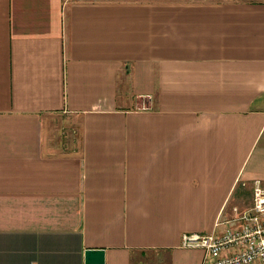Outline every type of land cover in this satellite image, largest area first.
Segmentation results:
<instances>
[{
    "label": "crops",
    "instance_id": "crops-1",
    "mask_svg": "<svg viewBox=\"0 0 264 264\" xmlns=\"http://www.w3.org/2000/svg\"><path fill=\"white\" fill-rule=\"evenodd\" d=\"M254 181L264 0H0V264H202Z\"/></svg>",
    "mask_w": 264,
    "mask_h": 264
},
{
    "label": "built area",
    "instance_id": "built-area-1",
    "mask_svg": "<svg viewBox=\"0 0 264 264\" xmlns=\"http://www.w3.org/2000/svg\"><path fill=\"white\" fill-rule=\"evenodd\" d=\"M219 232L209 235H183L181 246L201 249L202 264H264V187L252 186V205L217 224Z\"/></svg>",
    "mask_w": 264,
    "mask_h": 264
},
{
    "label": "water",
    "instance_id": "water-1",
    "mask_svg": "<svg viewBox=\"0 0 264 264\" xmlns=\"http://www.w3.org/2000/svg\"><path fill=\"white\" fill-rule=\"evenodd\" d=\"M85 264H104V251L100 249H87L84 252Z\"/></svg>",
    "mask_w": 264,
    "mask_h": 264
},
{
    "label": "rangeland",
    "instance_id": "rangeland-1",
    "mask_svg": "<svg viewBox=\"0 0 264 264\" xmlns=\"http://www.w3.org/2000/svg\"><path fill=\"white\" fill-rule=\"evenodd\" d=\"M221 230V227H219L217 230H216V232H219Z\"/></svg>",
    "mask_w": 264,
    "mask_h": 264
}]
</instances>
